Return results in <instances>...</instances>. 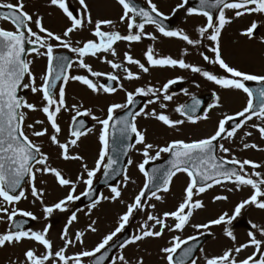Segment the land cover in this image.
I'll list each match as a JSON object with an SVG mask.
<instances>
[{
	"label": "snow or ice",
	"instance_id": "snow-or-ice-1",
	"mask_svg": "<svg viewBox=\"0 0 264 264\" xmlns=\"http://www.w3.org/2000/svg\"><path fill=\"white\" fill-rule=\"evenodd\" d=\"M78 3L83 10L80 16L75 14V9L70 10L68 0H50V4L61 9L70 21V26L62 35L55 34L45 28L43 17L37 16L34 20L33 16L24 10L25 4L23 0H17L16 4L0 3V8L8 9L6 13L0 14V19L10 22L15 29L6 30L0 27V222L9 224V228L4 233H0V248L7 245H20L23 241L30 240L42 246L44 252L37 254L35 249H27L24 252L25 264H50V262L51 264H86V258H95L92 260V264H104L105 260L109 258L107 249L111 247L110 242H114V237H117L119 233L125 230L134 213L145 211L148 207L155 209V204L147 205L143 203L150 188L154 189L151 191L150 198L161 200L162 197L157 193L160 191L168 192L173 177L178 173H186L190 178V183L185 189L186 195L183 202L178 205L175 211L165 212L162 216L149 213L146 220L141 224L139 234L133 235L122 243L120 247L124 248L145 238H159L164 234L165 229L171 232H183L190 223L193 210L204 206L200 200L193 201L194 195L204 193L215 185L227 183L233 184L236 190L250 186L253 189V193L235 207L232 215L224 212L217 219L208 223L193 224L191 226L200 232L201 229H209L212 225L224 224L226 226L225 235L235 241L236 236L228 226L241 215L242 209L248 205H254L256 208L264 210V173L258 171V169L264 168V164L250 159L241 160L234 155L228 158V154L232 150L221 141L233 140L237 131L247 122L252 121L254 117L262 123L261 125L252 124L251 126L257 129L261 138L264 139V75L247 73L229 66L222 58L220 37L224 27L232 22L230 18L226 17L225 10H235L234 15L236 18L245 14H260L264 16V0H199L197 7L187 8L185 6L188 5L189 0H182L177 8L174 9L173 15L179 9L184 8L190 16L199 15L206 18V24L198 28V39L190 38L183 31L169 30L164 24L168 17L158 10L153 0H147V8L137 6L134 0H118V3L123 8V15L120 18L121 22L128 21V33L125 35H122L119 31L102 30V26H112L113 21L97 20L94 22L86 0H78ZM210 9L219 10L215 20ZM138 17L140 22L137 21ZM85 22L94 26L92 34L97 40H88L83 42L82 46H73L71 34L82 29ZM33 23L38 31H34L30 26ZM148 24L155 25L164 37L179 38L194 47L201 45L205 39L213 42L209 51L214 54V58H210L203 52L200 54L204 61L218 65L229 75L218 76L212 71L188 63L182 58H173L170 55L158 56L152 47H149L145 52L148 66L145 63H141L138 59H134L128 52L124 55V62L104 58V62L109 64L114 70L110 73L94 71L92 66L85 62V58L89 56L99 59V54L101 53H110L115 57L117 51L114 45L119 41L140 42L143 37L155 41L157 37L154 34L145 32V26ZM260 24H264V21L260 22ZM260 24L253 21L241 35L252 39ZM134 29L137 31H133ZM51 41H56L57 43L54 45ZM77 43L80 44L81 42L77 41ZM28 45H32V47L28 48ZM56 48H64L75 53L77 59L73 61L66 55H56ZM31 53H35L36 56L47 57V69L40 78L42 83L39 86L36 83V76L31 71L32 61L27 58ZM183 54L187 55V51L185 50ZM73 63L78 68L86 70L87 75H71L69 70L72 68ZM128 65H135L143 73H148L150 67H178L189 70L191 73L200 74L206 80L223 89L242 91L248 98L246 106L235 113V115H225L218 121L215 132L205 138L191 142L175 140L165 147H159L146 142L145 132L137 127V117L142 115L151 117L172 128L184 124L185 120H173L164 112L157 113L154 109L150 112H144L142 109L133 110L130 106L135 105V98L141 95H151L155 98V100H150L149 103H154L161 98L164 101H171L173 95L169 94V89L182 81L183 77L170 79L160 88L152 86L147 88L140 87L134 92L124 89L121 83L119 90L125 91L126 102L111 104L107 109L106 118L92 117L101 125L98 139L102 147L95 166L89 168L87 163H82L83 171L77 176V179L68 178L60 169L49 163V156L41 150V145L36 143L33 138L47 136L49 143L56 145L61 150V159L82 162L83 157L79 154L70 153V148L77 147L81 137L92 131L91 128H85L83 119H77L80 116L91 115V110L81 111L80 108H75L76 115L72 117L70 138L65 142H61L58 139L62 132L58 123V116L62 110H68L65 101V87L71 80L86 86L93 94H114L118 89L111 82H117L121 79L116 74V70H121L125 74L124 79L129 81L140 79V74L133 72ZM90 77H105L108 83H100L98 79L94 80ZM58 82L60 84L59 88H57ZM247 82H256L258 87L253 89L247 85ZM25 89L30 90L33 94H41L39 108L35 103H30L21 94ZM184 92L187 94V89ZM219 100L220 97L216 96V102L209 104L208 109L211 110L214 107H218ZM144 107L146 108L147 105ZM160 107L164 109L167 105L161 103ZM200 107L201 101L194 98L191 104L180 105L175 111L186 117L188 122L195 124L201 119L209 118L208 112H204L202 116L196 115ZM117 110H125V114L114 119ZM35 111H40L45 115L48 125L52 129L51 133H49V128L44 126V120L37 119L32 123L26 124L28 112ZM237 117L243 119L226 128V125H229L230 121H235ZM117 134H119L121 139L120 146L110 147V138L114 140ZM133 135L135 136V144L127 143V141L132 139ZM251 135V132L245 133V136ZM136 145H143L142 155L144 159L138 165V168L147 178V181L135 196L133 202L126 205L127 210L119 217L115 229L105 235L91 250L82 248L79 252L68 254L69 247H74L76 244H84V232H77L74 237L69 236V227L78 220L77 212L80 209L71 211L61 235L63 244L56 250H54L52 240L48 237L51 228L50 224H47L41 231H32L24 228L27 220H17V217H27L32 220L38 219L31 211L15 207L22 198L27 199L23 187L26 182L30 185L31 195L34 198L33 203L36 201L41 203L45 220L57 211L61 213L69 212L71 205L80 200L82 196L92 200L90 208H96L101 200L108 199V197L103 195L98 199H92L95 195L93 181L97 173L103 169V175L106 179L121 175L120 170L116 167L119 163L116 153L127 155V151ZM243 148L264 150L259 149L255 143H243ZM110 151L113 153L112 155L109 154ZM153 151H155V155L151 154ZM161 153L171 155L172 158L168 161L169 166L153 168L151 173L146 171V165L151 161L160 159ZM218 153L226 155L219 156ZM131 163L132 161L129 159L128 164L130 165ZM249 168L253 171L249 172ZM37 174L52 175L60 187L69 189L68 193L57 202L51 205H44V191L36 186ZM123 178L124 181L129 179L126 170H124ZM79 183L85 185V190L77 194V185ZM228 191H233V189L230 188ZM111 192L113 193L111 197L113 200L121 196L119 186L111 187ZM214 199L218 201L227 200V196L217 195ZM169 218L174 222L171 225L167 223ZM94 225L95 221L88 225L91 232L97 231ZM157 226H159V230H157ZM251 228L256 231L247 233V242L224 251L220 256L206 258V264H264V226H258L253 223ZM200 234L203 235L204 233L200 232ZM257 235L261 238H257ZM197 238V236H189L187 238H181L179 235L173 236L170 241L171 246L162 249L166 254L168 264H189V261H191V264H196V260L193 258L194 248L184 246ZM249 247L254 249L252 254L244 259H237L240 253ZM178 250H181L179 258L175 259ZM117 259L120 264H129V261L122 254L113 259L112 264H117ZM138 264H143V260H139Z\"/></svg>",
	"mask_w": 264,
	"mask_h": 264
},
{
	"label": "rangeland",
	"instance_id": "rangeland-1",
	"mask_svg": "<svg viewBox=\"0 0 264 264\" xmlns=\"http://www.w3.org/2000/svg\"><path fill=\"white\" fill-rule=\"evenodd\" d=\"M142 1L147 4V0ZM23 2L25 4V9L28 12L32 11L34 13V15H32L33 19L35 20L37 16L43 17V25L54 33L61 34L58 31L68 24L67 21L58 17V15H60L59 9L57 6H52L50 4V0H23ZM70 2L82 10V6L78 3V0H70ZM181 2L182 0H153V3L157 5L158 9L164 11L167 14L173 13L174 9H176ZM0 3L16 4L17 0H0ZM86 3L90 6L89 11L91 13V18H93L94 14L96 13V17H99L98 20L113 21L112 26H102L107 29L106 31H120L122 35L126 34L124 31L126 30L125 28H127L128 21L125 20L123 23L121 22V17L119 16L123 15V8L116 2V0H86ZM185 8H187V6H185ZM179 11H182L180 20L183 21L182 27L179 29V31L185 32L192 39H198V28L206 24V18L199 15H194V17H191L192 15H188L184 8L179 9ZM234 11L235 10H225L226 17L230 18L232 22L227 24L221 33L220 45L222 58L226 63L229 64V66L237 68L238 70L257 75H264V42H262L264 41V24H260V22L264 21V16H261L260 14H245L242 17L236 18ZM189 17H191V19ZM95 21L97 20L95 19L94 22ZM253 21H256L258 24H260V29L256 36H254L252 39H249L247 36L241 35V33L247 29ZM30 26L34 31H38L34 23ZM87 26H89L90 30L94 27L92 24L85 22L82 29L71 34V42L73 46H82L83 42L94 39V37L82 39V36H86V30L84 28ZM0 27H3L6 30H15L14 26L10 22L3 19H0ZM133 31L137 30L134 29ZM145 32L154 34L157 38H163L161 37L162 34H160V32L154 26H145ZM144 38L145 37L142 39ZM77 41H80L81 43L78 44ZM162 41V39H156L153 41L156 45V50L161 51ZM150 42H152V40H150ZM119 43L115 47L117 51V55L115 57H113L110 53H104L99 55V59L96 57L85 58V62L90 64L94 71H101L104 73L113 72L114 70L110 67V65L104 62V58L106 57L109 60L124 62V51L128 50L127 52L131 54L130 49L132 50L133 47V45L129 46L124 41H119ZM52 44L55 45L56 43L53 42ZM145 44L149 45L148 40L145 41ZM212 44L213 42L205 39L201 45H198V52L195 53L196 48H194V46L188 45L184 41V46L183 43H181V47L178 46L179 50H176L177 52L173 53V55L172 53H169V55L172 57L175 56L177 58L179 56V58L185 59L186 62L200 66L205 70L212 71L218 76L229 75L225 73L224 70H222L218 65L209 64L203 60L200 54L201 52H203L205 55L212 56L211 58H214V54L209 51ZM170 45L173 46L174 44ZM149 47L147 46V49ZM57 49L60 50L64 48H56L55 50ZM180 49H184V52L186 49L187 55L181 54V56L180 52L182 50ZM189 51H192L193 53H189ZM143 54L145 55V52H143ZM143 54L134 53L131 55L134 59H138L141 63H145V65L148 66L146 56ZM156 54L158 56L162 55L161 52ZM164 54L166 53L164 52ZM195 54L196 60L193 59ZM73 56V61H75L77 59L76 54L74 53ZM46 58V56H36L35 53H31L28 56V59L32 61L31 71L36 76L37 86L42 83L40 78L46 72ZM128 67H130L133 72L139 73L140 79L129 81L124 79L125 74L121 70H116V74L119 75L121 79L117 84L118 91L114 93L113 96H111L113 99L104 93L93 94L89 89H87L86 86L80 84L79 82L71 80L69 81L67 89H65V100L67 101L66 105L68 106V110H62L58 116V123L62 129L58 139L61 142H65L70 138L72 117L76 115L75 108H80L81 111L90 109L91 113H93V116H98L99 118L103 119L104 117L106 118L109 104L126 102L125 91L119 90V85L121 83L123 84L124 89L134 92L137 88L145 87L146 85H148V87L152 86L160 88L170 79L183 77L182 81H185L186 83L185 89H187V94L184 92L185 89L179 94H173L170 88L169 94L173 95V99L171 101H164L161 98L154 103H149L150 105L147 107L146 111L150 112L152 108H157V113L164 112L173 120L184 119V124L172 128L151 117L142 115L139 119V123L141 122V124L147 130L145 131L141 125L139 126L140 130L145 132L146 142L152 143L153 145H158L159 147L167 146L170 144L169 141L171 140H184L189 142L191 140L193 141L205 138L215 132L218 121L225 115H235V113L241 111L246 106L248 98L242 91L223 89L213 82L206 80L200 74H196L191 78V75L188 73L189 71L185 69H180L177 67L170 71L167 69L163 70V68L159 67H150L148 73H143L135 65H128ZM71 70V75H87L86 70L78 68L75 63H73ZM92 79H98L99 82L102 83L106 78L100 77ZM27 91L29 92L28 96L26 97L28 101L30 103H35L39 108L41 104V94H33L30 90ZM205 92H216V96L220 97L218 107H214L211 110L207 109L206 112H208V119H201L197 123L193 124L188 122L185 117L181 116L175 111L178 106L183 105L192 96ZM148 98L149 101L155 100V98L151 95H149ZM215 98L212 100L211 104L216 102ZM173 100H176V102ZM161 103L166 104L167 107L162 109L160 107ZM37 119L44 120V126L49 128V133L52 132L45 115L40 111L28 112L26 124L32 123ZM90 119L93 121V128L90 134L82 137L80 142H78L77 147L70 148V153L79 154L83 157L82 162L65 161L61 159V150L56 145L49 143L47 136L33 138L36 143L41 145V150L49 156V163L52 166L60 169L68 178L72 180H76L77 176L83 171L82 163H87L89 168L95 166L98 153L102 147L98 139L101 125H99L91 115ZM261 123L262 122L260 120L254 117L252 121L247 122V124L237 131V134L233 140L221 141L226 147H229L232 150L231 153L228 154V158H231V156L234 155L241 160L250 159L257 163L264 164V150L243 148V143H255L258 145L259 149H264V139L261 138L258 130L251 126L252 124L261 125ZM226 128H228V125H226ZM26 131L28 130L26 129ZM246 132H251L252 135L245 136ZM167 139L169 140L164 143ZM142 151L143 145H136L133 148L130 158L132 163L128 165L127 169V176L129 179L128 181H124V178L122 177L119 184L116 185L119 186V190L121 191V196L116 200L111 199L113 193L111 192V188H108L105 189L101 194L104 197H108V199L101 200L96 208L92 209L90 206L80 207L78 201H76L71 205L69 212L61 213L57 211L51 217L45 220L42 205L39 201L33 203L34 198L31 195V188L26 182L24 185V190L27 199L22 198L20 202L15 205V207L21 210L31 211L38 218L29 230L41 231L47 224L51 225L48 237L54 244V250L59 249L63 244L61 235L64 227L67 224V219L71 214V211L80 209V211L77 212L78 220L73 222V224L69 227V236L74 237L75 233L84 232V244H76L74 247H69L68 254L79 252L82 248L91 250L102 240L105 235L109 234L115 229L118 224L119 217L127 210L126 205L133 202L135 196L140 192L146 183L147 178L139 171L138 168V165L143 162L144 159ZM151 154L155 155V151H153ZM167 154L168 153H161V156H165ZM220 155L225 156L226 154L220 153ZM248 171L252 172L253 170L249 168ZM258 171L264 173V168L258 169ZM102 172L103 169L101 172L97 173L93 183L99 179ZM189 183L190 178L186 173H178L172 184L169 186L168 192L162 191L157 193L162 197L161 200L158 201L154 198H150L151 196L146 198L143 203L147 205L155 204L156 207L155 209L148 207L145 211H138L134 213L133 217L129 221V224L125 227L130 228L131 237L135 234H139L141 224L146 220V217L149 213L162 216L165 212L175 211L178 208V205L183 202L186 195L185 189ZM36 186L44 191V205H51L57 202L69 191L67 187H60L57 184L55 178L50 174H37ZM230 188L233 189V191H228ZM84 190L85 185L83 183H79L77 185V194L83 192ZM252 193L253 189H251L250 186H245L239 190H236L233 184L227 183L217 185L210 191H206L199 195H194L193 201L200 200L204 206L200 209L193 210L190 223L185 227L183 232H171L165 229L164 234L159 238H145L134 244L120 248L116 253L115 259L122 254L129 261V264H138V261L141 259L143 260V264H168L166 254L162 251V249L164 247L171 246L170 241L172 240L173 236L179 235L181 238H187L189 236L201 237L203 235L210 234L211 237L205 243L197 258L195 259L196 264H206V258L220 256L224 251L247 242V233L249 231L256 230H248L246 227H235L234 225L241 219L247 218L252 224L255 223L258 226H264V210L258 209L254 205H248L242 209L241 215L237 217L230 226H228L236 236L235 241H232L225 235L226 226L224 224L218 226L212 225L209 229H201L200 232H203V235H201L200 232L194 229L191 225L208 223L211 220L217 219L224 212L232 215L235 207L241 201L249 198ZM217 195L227 196V200H215L214 198ZM92 221H95L94 227L97 229L96 232H91L88 228V225L91 224ZM167 223L171 225L174 222L171 218H169ZM8 228L9 224L7 222H0V233H4ZM157 230H159V226H157ZM123 232L119 233L117 237H114V240L118 238ZM257 238L261 237L257 235ZM29 248L35 249L37 254L44 252L42 246L33 241L25 240L20 245H7L0 248V264H25L24 252ZM253 251L254 249L249 247L248 249L242 251L237 259H244L251 255ZM86 264H90V258H86ZM117 264H120L118 259Z\"/></svg>",
	"mask_w": 264,
	"mask_h": 264
},
{
	"label": "water",
	"instance_id": "water-1",
	"mask_svg": "<svg viewBox=\"0 0 264 264\" xmlns=\"http://www.w3.org/2000/svg\"><path fill=\"white\" fill-rule=\"evenodd\" d=\"M196 6H198L199 4V0H191ZM134 2L137 4V6L141 7L140 3L136 0H134ZM212 12H213V15L214 17H216L218 15V9H210ZM8 11V9L2 11L0 14H3V13H6ZM137 20L140 21V18L138 17ZM166 20L164 21V24ZM71 59V57H69ZM59 83V82H58ZM247 85L253 89H255L256 87H258L257 83L256 82H248ZM182 85L181 84H177L176 87H181ZM26 93L24 92L23 95H25ZM212 95H204V96H197V97H194L195 99H198L201 101V107H200V110L196 113V115L200 114L203 109L205 108L206 104L208 103V101L211 99ZM143 96H138L136 97V103L135 105L133 106H130V108H132L133 110H139L142 106H143ZM193 98V99H194ZM193 99H191L187 104H191L193 102ZM125 114V111L118 114L115 118H119L120 116H123ZM83 119V118H82ZM240 119H236L235 121H232L230 123V126L234 125L235 123L239 122ZM85 128L87 129L88 128V125L87 123L85 122ZM127 143H131V144H134L135 143V136L133 135L132 139L127 141ZM121 144V139L119 137V134H117L116 138L113 140L111 139V143H110V147L112 146H117L119 147ZM130 151L131 149H129L127 151V155H123L121 153H116L117 155V158L119 160V163L118 165L116 166L120 172H121V175H118V176H115L114 178H105V176L103 175L101 180L94 186V192H95V195L93 196L92 199H97L101 190L104 188V187H108V186H111V185H115L121 178L122 175H124V170H126V165L128 163V158H129V154H130ZM113 153L110 151V155H112ZM171 155L169 154L168 157L164 158V159H161L157 162H152L150 164L147 165V171L151 173L152 169L153 168H157V167H161V166H164V167H168V161L171 159ZM229 167H231V165H229ZM154 190V189H151L149 190V192H147L146 196H149L151 194V191ZM82 204H87V203H90L92 202V200H90L89 198L87 197H84L82 200H81ZM32 224V222H29L27 225H24V228L26 229L27 227H29L30 225ZM237 226H246V227H249L251 228V225L247 222V220L243 219L241 220ZM130 237V233L129 231L127 230L125 232V234L120 238L118 239L114 244L111 245V247H109L107 249V252H108V259L105 260L104 264H109L114 255H115V252L119 249L120 245L122 243H124L126 240H128ZM208 237H203L201 239H198V240H195L191 243H189L188 245H186L185 247H193L194 248V253H193V258H195L198 250L200 249V247L202 246V244L205 242V240L207 239ZM99 255V254H98ZM179 255L180 253L177 254V257L175 259H178L179 258ZM95 258H93L92 260H94ZM191 261H189L190 263Z\"/></svg>",
	"mask_w": 264,
	"mask_h": 264
}]
</instances>
